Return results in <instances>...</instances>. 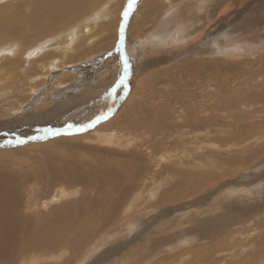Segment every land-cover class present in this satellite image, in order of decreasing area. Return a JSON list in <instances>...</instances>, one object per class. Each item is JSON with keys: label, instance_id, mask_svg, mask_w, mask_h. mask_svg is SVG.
<instances>
[{"label": "rangeland", "instance_id": "rangeland-1", "mask_svg": "<svg viewBox=\"0 0 264 264\" xmlns=\"http://www.w3.org/2000/svg\"><path fill=\"white\" fill-rule=\"evenodd\" d=\"M22 1H1L0 5H6L2 10L10 15L15 9L12 4L17 2L27 16L32 8L27 6L29 1ZM127 3L128 0H101L96 6L82 8L78 17L63 22L59 30L47 29L42 21L41 28L46 31L39 34L31 31L27 24L7 21L0 26V36L4 38L0 42V50L4 46L3 50L7 51L0 57V128L18 125L21 133L25 121L37 117L42 119V123L34 124L35 128L40 129L47 120H52L48 124L58 122L53 129L63 131L61 135L47 136L43 140L34 138L36 136L31 129L28 132L24 130L25 143L14 144L15 149L6 150L4 155L3 150L0 151V167L5 169L7 161L19 169L44 167L49 157L43 153L50 146L74 140L78 142L55 146L53 156H60L64 148H68L73 157L88 154L86 160L80 158L85 163L102 158L104 163L113 166H134L130 170L132 175L127 173V179L117 191L107 192L113 187L109 179L104 180L102 188L100 179H95L90 186L69 184L65 185L66 189L75 188L78 191L76 195H70L57 205L44 207L41 205L43 198L48 200L46 196L53 193L56 185L51 183L49 189L45 187L42 196L35 200L41 202L38 209L34 208L39 215H47L55 209L54 215L65 217L67 211H58L63 205L71 202L79 207L77 201L90 204V199L97 205V210L79 215L73 233L66 236L62 233V242L56 248L45 251L30 249L7 263L0 260V264L37 262L35 258L44 257L46 261L37 264H264V0H138L126 26L125 52L132 68L125 88L120 83L122 64L115 49ZM166 12L170 14L167 18ZM178 27L184 32L180 31L176 36L172 31ZM203 27L204 32L199 31ZM22 35H30V39L22 38ZM166 35L170 39H166ZM39 40L47 43L46 47H39L42 57L32 59L41 53L25 57L23 53L40 43ZM237 41H241L240 49L245 53L236 57L225 53L227 50L222 46L226 42L229 48L239 46L234 44ZM6 56L8 61L4 58ZM241 83L242 87L237 88ZM244 92H252V105L246 103L245 95L244 99L239 97V101L235 100ZM201 105L208 106L207 111L216 114V122L219 121L215 127L217 130L234 111L246 114L249 123L244 125L251 128L240 141L237 140L238 143L236 137H232L233 133L228 136L229 133L224 132L223 137L228 140L222 143L223 146L216 141L209 142L217 135V130L207 137L205 131L199 134L202 130L189 132V135L174 134L173 131L167 135L166 130L146 133L145 136L135 132L138 140L120 149L125 153L135 149L141 152L143 160L140 162L126 155H109L103 149L107 144L79 141L92 130L115 128L114 121L119 118L135 120L149 106L175 117L180 114L181 106L198 109ZM109 110L108 118L95 127L83 132L75 130ZM208 115L212 114L205 116ZM230 120L238 127L242 125L236 123L238 120L234 116ZM175 121L170 120L172 123ZM69 124L73 128L68 129ZM204 124H207L205 120L201 126L196 125L202 127ZM119 130V137L133 132L126 127ZM160 135L164 136L163 142ZM148 142H155L148 146L151 152L143 146ZM38 143L44 145L38 148L40 146L34 145ZM5 144L0 149L7 148L8 143ZM134 145L139 148L131 150ZM106 149L110 148L106 146ZM153 153L156 158L151 156ZM249 153L252 156L247 159ZM162 155L166 156L163 164L160 161ZM232 155L241 156V164L221 163L222 167L218 166ZM35 156L38 158L32 159ZM124 157L128 160L123 161ZM158 163L161 165L157 166ZM130 184L137 188L129 191ZM135 192H142L135 203L139 206L127 212V205ZM154 192L158 193L155 198ZM232 202L228 208L227 204ZM112 205L117 206L115 211ZM215 213H222L227 218L226 225H220L209 235V225L201 221ZM229 219L234 221L230 227ZM129 221L134 222V226L129 225ZM201 225V230H195ZM23 236L27 238L29 234L24 232ZM52 254L63 257L57 262L50 259Z\"/></svg>", "mask_w": 264, "mask_h": 264}, {"label": "bare ground", "instance_id": "bare-ground-1", "mask_svg": "<svg viewBox=\"0 0 264 264\" xmlns=\"http://www.w3.org/2000/svg\"><path fill=\"white\" fill-rule=\"evenodd\" d=\"M1 1H8V0H0V2ZM27 1H29L27 6L32 8L30 14L27 16L23 13V11L21 10L23 8L19 7L20 5L17 2H16V5L12 4V6L15 7V9H13V11H11L13 13L10 15H8L7 12H5V10H2L3 8L6 7V5H0V26L3 25V23H5L7 21L17 22L18 24H24V25L27 24V27L29 26V29L31 31L39 34L40 32L46 31V29L41 28L42 27V21H43V23L47 29L50 30V29L54 28L56 30H59L58 28L60 26H63L62 25L63 22L72 21L76 17H78V14L80 13L82 8H85V6H87V7L88 6H92V7L96 6L97 3H100L101 0H40L39 2H37V0H32V1L27 0ZM152 3H154V2L152 1ZM13 7H11V8H13ZM92 7H90V8H92ZM152 7H153V5H152ZM6 9H8V8H6ZM222 10H223V7H222ZM153 12H155V11H153ZM168 12L165 13V18H167L170 15V14H167ZM219 13H221V12H219ZM25 17H27V19H25ZM208 21H210V19ZM210 22H208V23H210ZM165 23H166V21H165ZM37 24L39 25V27ZM31 25H33V26H31ZM65 25H66V23H65ZM208 26H209V24H208ZM178 28L173 29V31H172L173 33L175 32L176 36H178L180 34V31L184 32L183 29H181V28L178 29ZM22 29H23V26L20 29V32L22 31ZM200 30L202 32H204V27L202 29L199 28V31ZM14 32H17V31H14ZM12 33H13V31H12ZM53 33H55V32H53ZM68 33L66 32V34H68ZM152 33H153V31H152ZM156 33L160 34L159 32H156ZM29 36L22 35V38L30 39ZM77 36H78V34H76L75 41L77 39ZM166 37H168V36L166 35L165 38ZM78 38H80V37H78ZM2 39H4V38L3 37L1 38V36H0V42ZM48 39H51V38H48ZM160 41H157V43ZM29 42L27 41V43H29ZM165 42L167 43V41H165ZM240 43H241V41H237L234 44L239 45ZM21 44L23 45V43H21ZM27 45H29V44H27ZM40 45L45 46V45H47V43H46V41H43V42L40 41V43L34 44L33 46L29 47V49L27 51H25L23 54L25 55V57H34L35 54L37 55L38 53H41L40 49H39ZM160 45H161V43H160ZM160 45H159V47H160ZM157 46H158V44H157ZM186 48H188V47H186ZM222 48H224L225 51L227 50L225 53H229L230 56H232V57H236L238 55L241 56L242 53H245V52L241 51L240 45L239 46H232L229 48V46L227 45V42L225 43L224 46H222ZM3 49H4V46L0 50V57L1 58L3 55L5 56V53L7 52L6 50H3ZM39 57H42V53L38 54V56H36L32 59H37ZM4 58H6V60H7V56ZM25 59L27 60V58H25ZM194 66H195V64H194ZM196 68H195V70H197ZM240 87H242V83L237 88H240ZM251 93L252 92H244L243 96H238L235 98V100L239 101V99H238L239 97L244 99V95H245V98L247 99L246 103H250L252 105L253 103H251L252 101L250 100V97H252ZM129 100H130V98H129ZM244 101H241V102H244ZM181 108L182 109H179L180 114L174 117L173 115H171L167 112H164L162 109H159V108L156 109L155 107L149 106L143 110V113L140 117L138 116V117H136V119L134 118L135 120H130V119L125 120V118L122 120V118H119L116 122L114 121V125H115V128L117 130H115V128H112L110 130V127L109 128L103 127L102 129L99 128L97 130H92L93 132H90V133L85 134L84 136L80 137L79 141L89 140V141H93V142L97 141L102 145L107 144V145H105V147H103V149L108 151L107 153L109 155L116 154V155L121 156V157L126 155V156L131 157L132 159H136L137 162H140L143 160V154L141 152L135 151L136 150L135 149L134 151H126V153H125V152L121 151V149H120L123 147L127 148L126 145H130L132 143V141L135 142L136 140H138V139H136V138H138V135L145 136L144 134L151 133V132L154 134V132L160 131V130H163V131L166 130V132H165L166 134L170 131H173L174 134H176V132H178L180 134L185 133V134L189 135L191 132L195 133V132H198L199 130H202L201 131L202 133H199V134H203V131H205L206 137H207V134L209 135V133H213V132H215V130H217V128L215 129V127L217 126L216 124H218V122H219V121L216 122V120L218 118H216V114L213 111H207L209 109L208 106L201 105L200 107H198V109H193L192 107H188V106H181ZM184 109H185V111H184ZM254 112H255V110H254ZM209 113L212 114L213 116L212 115L205 116ZM136 115H137V113H136ZM233 116L235 117V120H238V121H236V123L239 122L242 125H240L239 127L236 126L235 122L230 120V119H232ZM171 119H174L176 121L174 123H172V122H170ZM228 119L229 120L223 121L222 124L219 125L220 130L218 129L219 131L218 130L216 131L217 135H215V137H212V140L210 138L209 142L210 141H216V144H217V142H219V144L221 146H223L224 144H222V143H224L226 140H228V138L226 139L225 137H223L224 132H227L225 134L229 133L228 136H230L231 133H233L232 137L233 138L236 137V141L237 140L240 141V138L251 128L249 125H244V124L249 123V118L246 116V114L234 111V114L232 116H230ZM30 120H33V121H30ZM41 120L42 119H38L37 117H33L32 119H27V121H25L26 124H24L22 128L24 130H27L26 132L29 131L28 129H31L32 131H34V135L36 137H40V136H46L47 137V134L43 131V129H46L49 127L54 128L55 125L58 124V122H55V124L52 125V124H48L52 120H47L46 124H43L42 128H40V129L35 128V126H33V125L37 124V122H38V124L42 123ZM203 120H205V122H207V124H204L202 127H199L196 125V124H198L201 126V123L203 122ZM111 123L112 122H110L108 124H111ZM105 124H106V122H105ZM17 126L14 125V126L6 127V128L3 127L4 129L0 128V146L2 144L4 145L5 143L6 144L8 143L7 140L5 139V137L2 135V133H5V132L15 133L16 135L24 138V133H25V132H23L24 130L20 133V131H19L20 127L19 126L17 127ZM105 126H108V125H105ZM124 127H126L127 129L133 130V132H131V133L134 137L132 135H129V134H128V136L125 134L123 137H119L118 135H120L119 133H121L119 129H123ZM13 130H15V131H13ZM143 130H145V132H143ZM233 130H234V132H233ZM135 132L138 135H134ZM123 133H125V132L123 131ZM158 134H160V133H158ZM160 136H156V137L158 138ZM162 137L164 138V136L160 137L162 142H163ZM120 138H121V140H120ZM145 138L147 139V135ZM155 138H154V141L157 142L158 139L156 138L157 139L156 140ZM168 138H169V136H167V139ZM202 138L205 139L204 136ZM148 139H151V138L148 137ZM191 139H192V137H191ZM195 139H196V137H195ZM234 139H232V140H234ZM181 140H183V139H181ZM187 140H190V139H187ZM75 141H77V140L70 141V142L69 141L61 142V143L56 144L54 146H50V149H47L45 151V153L42 152L45 157H47V156L49 157L47 159L46 165L44 167L41 165H38V166L32 167V168L19 169V168H13L14 165H10V163L8 161L5 164V169H2L0 167V260H4L7 263L9 261V259H12L18 255H22L30 249L45 251L46 249L50 250V249L56 248L58 246V244L60 242H62V240H61L62 233H64L65 236L67 234L73 233V229L76 226V224L78 223L76 219L79 217V215L86 213L88 211H92L93 209H96L95 207L97 205L93 204L92 200L90 199V201H91L90 204H88V202H83L80 204V201H77L79 207H76L71 202H68L65 205H63L61 208H59V210L57 209L58 211H60L62 213L67 211V214L65 215V217L60 218L57 215H54V212H56L55 209L51 210L50 213L47 215H42V213H41V215H39V211L35 210L34 208L38 209L40 207L41 202L35 201L36 197L40 198L43 194L42 192L44 191V188L46 187L47 189H49L48 185L51 186V183L53 184V186L56 185L57 187L56 186H55V188L53 187L54 188L53 193L49 196H46V197H48V200H46L45 197L43 198V202L41 205L44 207L52 206L54 204L57 205L59 202L66 200L70 195H76L78 193V191L75 188H72L71 190L66 189L65 185L78 183L79 185L80 184H88V186H90V184H92V185L94 184L95 179H100V181L102 183L100 188H102V186L105 185L104 180L109 179V180H111V185H113V187L110 188V190L107 192H112L113 190H116V191H117V189L120 190L122 182L125 179H127V173H129L130 176L132 175L130 170H133V168H134L133 165H132V167H129V168L128 167L125 168L122 165L113 166L111 163H106V162L104 163L102 161V158L94 160L93 162H90V163H87V162L85 163V162L81 161V159L86 160L87 159L86 157H89V156H87L88 154L84 155V156L77 155V156L73 157L69 153L68 148H64V150L62 151L60 156H53V153L56 152V149H54L55 146H59L62 144H67V145L68 144H75ZM164 141H165V139H164ZM193 141H194V139H193ZM238 141H237V143H238ZM143 142H145V140H143ZM174 142H172V143H174ZM39 143L34 144V145L40 146L38 148H41V146L44 144L39 145ZM48 143H51V142H48ZM153 143H155V142H153ZM153 143L148 142V144L144 143V145L143 144L142 145L146 146L145 148L147 149V152L148 151L151 152V150H150V148H148V146L153 145ZM53 144L54 143H52V145ZM212 144H214L216 146L215 143L212 142ZM48 145L49 144L46 143V146H48ZM111 145L115 146L116 148L115 147H113V148L109 147ZM197 145H199V144H197ZM6 146L13 147V148L2 147V149H0V151L3 150L2 155L7 153L6 150L15 149L14 144L8 143ZM72 146H74V145H72ZM85 146L87 147V145H85ZM106 146L110 149H106ZM215 146H214V148H215ZM136 147H137V145H134V147L131 150H133ZM92 148L93 147L90 146V149H92ZM137 148H139V147H137ZM17 149H19V148H17ZM197 149H199V148H197ZM99 150H101V149L99 148ZM219 150H221V149L219 148ZM219 150H217V151H219ZM199 151H200V149H199ZM214 151H216V149ZM101 152H103V151H101ZM150 152H149V154H150ZM91 154H89V155H91ZM164 154H165V152H164ZM152 155H154V153L151 154V156ZM95 156H97V154H95ZM251 156H252L251 153H249L246 155V158L249 159ZM153 157L156 158V155H154ZM229 157L230 156H228V158ZM36 158H38V157L35 156L32 159H36ZM155 158H154V160H155ZM165 159H166V156L162 155L161 160H160L162 164H163V161ZM214 159L217 160V158H214ZM125 160H128V158L124 157L123 161H125ZM154 160H151V161H154ZM120 161H122V160H120ZM157 162H158V160H157ZM241 162H242L241 156L236 157V156L232 155L229 159L226 158L224 161H221L220 164H218V166L222 167L221 163L223 165L224 164L225 165H227V164L233 165V163L241 164ZM155 163H156V161H155ZM34 164L37 165V163H34ZM159 165H161V164L158 163L157 166H159ZM223 168H225V167H223ZM230 168L234 169V166H231ZM220 169H222V168H220ZM186 178L188 179L187 176H186ZM194 179H201V178L196 177ZM45 182H46V185H45ZM128 188L130 191V189L137 188V187L133 186V184H130ZM138 188H141V187H138ZM47 191L48 190H46V192ZM157 192L153 193L154 198L158 194ZM135 193H136L135 196L133 197V199L131 198L132 199L131 202L129 203V205H127V209H126L127 212H129L130 210H134L139 206V205H136L135 203L137 202V199H139L138 197L140 195H142L141 194L142 192H140V193L135 192ZM108 194L109 193H107L106 196H108ZM232 204H233V202L230 204H227V205H229L228 208ZM109 206H110V203L108 204L107 207H109ZM111 207H112L113 211H115V208L117 209L116 205H114V206L112 205ZM76 208H79L78 212L76 211ZM81 209L83 211H81ZM98 211H102V210H98ZM105 212L106 211H104V213ZM221 214L219 215V213H217L216 215H210L209 217H207V219H202L201 222L205 225H209V226H207V228L210 227V229H207L208 230L207 232H209V235L211 233L213 234L217 228H220V225L222 227H225L227 218L222 216ZM71 215H74L75 217H70ZM105 217H106V214H105ZM101 219L104 223L105 222L104 217H102ZM233 222L234 221L232 219H229L227 221L228 227H230L229 225L232 224ZM129 225L134 226V222L129 221ZM201 227H202V225L198 226L197 227L198 229H195V230H201ZM189 228H188V230H189ZM204 228H206V227H204ZM127 229H130V228L128 227ZM24 232L29 234V236L27 238H25L23 236ZM207 232H204L206 236H208ZM75 237L77 239L76 235L74 236V238ZM62 257H63L62 255H57V256H54L53 254L50 255V259H53L54 261H57V262H58V260L61 261ZM35 259L37 262L46 261L45 257L44 258H35ZM37 262H34L31 260V262L28 261V262H25L24 264H37Z\"/></svg>", "mask_w": 264, "mask_h": 264}, {"label": "snow or ice", "instance_id": "snow-or-ice-1", "mask_svg": "<svg viewBox=\"0 0 264 264\" xmlns=\"http://www.w3.org/2000/svg\"><path fill=\"white\" fill-rule=\"evenodd\" d=\"M138 3V0H128L127 7L122 13V23L120 24L119 34L120 39L118 41V46L115 49V52L119 53V59L122 64V75L120 77V83L125 85V88L127 87L126 81L128 79L129 71L132 68L131 62L129 57L127 56L125 52V39H126V26L129 21L130 16L133 14L135 7ZM111 55V53H109ZM113 92H115V89H113ZM111 114V110H109L108 113H102L95 117L94 120L90 121L86 125L76 127L77 132H83L86 131L88 128L95 127L97 123H99L101 120H105L108 118V116ZM73 128V125L69 124L68 129ZM43 131L47 134V136H58L61 135L62 132L60 130L53 129L51 127L43 129ZM66 134H72L71 132H66ZM2 135L5 137L7 142L9 144H23L25 143V140L16 135L15 133H9L5 132L2 133ZM36 139H45L46 136H40V137H34Z\"/></svg>", "mask_w": 264, "mask_h": 264}]
</instances>
